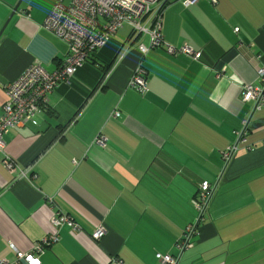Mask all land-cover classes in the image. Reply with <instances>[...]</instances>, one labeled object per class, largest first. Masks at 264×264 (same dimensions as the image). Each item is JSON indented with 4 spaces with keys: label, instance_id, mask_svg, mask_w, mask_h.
<instances>
[{
    "label": "crops",
    "instance_id": "1",
    "mask_svg": "<svg viewBox=\"0 0 264 264\" xmlns=\"http://www.w3.org/2000/svg\"><path fill=\"white\" fill-rule=\"evenodd\" d=\"M18 2L0 0V32ZM53 7L23 0L4 30L0 117L6 86L34 64L54 73L68 52L45 26ZM126 33L55 89L38 126L5 135L8 157L28 173L18 178L0 154V261L32 251L54 235L52 219L66 215L81 231L61 227L41 264H165L158 254L178 264H264V126L256 128L264 104L243 101L246 85L264 86V0L188 8L169 0L163 40L201 52L199 61L165 47L142 56ZM139 66L145 93L129 87ZM244 121L246 141L224 172L222 154ZM205 181H216V192L181 255L175 245L197 221L192 200ZM99 227L106 235L95 242Z\"/></svg>",
    "mask_w": 264,
    "mask_h": 264
},
{
    "label": "built area",
    "instance_id": "2",
    "mask_svg": "<svg viewBox=\"0 0 264 264\" xmlns=\"http://www.w3.org/2000/svg\"><path fill=\"white\" fill-rule=\"evenodd\" d=\"M54 7L45 22L48 30L64 41L68 52L54 73L43 66L34 64L28 67L15 81L6 86L7 101L0 117V154L3 163L10 172L19 177H27L28 171L18 169L6 153L5 135L11 129L27 125L38 126L39 118L49 108V96L60 84L71 83V79L89 59L90 55L101 50L125 26L132 29V36L137 41V49L142 56L160 47H165L169 54H183L196 61L201 60L202 53L190 47L175 49L167 45L162 36V22L165 6L169 0H52ZM201 0H181L188 8ZM215 3V1H214ZM238 32V30H236ZM147 39L148 44L141 39ZM125 56L120 55V60ZM264 84V69L259 73ZM129 87L145 93L147 91L146 72L142 66L134 70ZM243 101H255L259 110L264 104V86L254 87L248 84L243 89ZM120 118V113H114ZM243 129L235 132L236 141L222 154L224 172L231 165L239 151L241 142L246 141L248 121L243 122ZM100 143L104 144L103 139ZM217 182H203L192 200L197 212V221L183 232L175 247L181 255L193 247V236L198 233V226L204 213L209 209L215 195ZM54 235L38 242L29 253H16L15 262L0 261V264H41L40 255L45 247L58 242V232L68 226L73 232H80V226L66 215H58L52 219ZM106 235V230L99 227L93 234L95 242ZM13 250H15L12 247ZM16 251V250H15ZM157 259L165 264H178L179 258L158 254Z\"/></svg>",
    "mask_w": 264,
    "mask_h": 264
},
{
    "label": "water",
    "instance_id": "3",
    "mask_svg": "<svg viewBox=\"0 0 264 264\" xmlns=\"http://www.w3.org/2000/svg\"><path fill=\"white\" fill-rule=\"evenodd\" d=\"M22 2H23V0H19L18 4L14 7V9H13V13H12L11 17L8 19V21L6 22L4 28H3V29L1 30V32H0V39L2 38L3 33H4V30H5V28L7 27L8 23L10 22L11 18H12L16 13L19 12V8H20ZM262 126H264V121H263L261 124L257 125L256 128H260V127H262Z\"/></svg>",
    "mask_w": 264,
    "mask_h": 264
},
{
    "label": "rangeland",
    "instance_id": "4",
    "mask_svg": "<svg viewBox=\"0 0 264 264\" xmlns=\"http://www.w3.org/2000/svg\"><path fill=\"white\" fill-rule=\"evenodd\" d=\"M121 31V33H124V32H127V33H129L130 31H131V28L129 27V26H125L122 30H120ZM119 31V32H120ZM118 32V33H119ZM126 33V34H127ZM126 34H123V35H125L126 36ZM147 39H145V38H143V39H141V41H143V42H145ZM147 42V41H146Z\"/></svg>",
    "mask_w": 264,
    "mask_h": 264
},
{
    "label": "trees",
    "instance_id": "5",
    "mask_svg": "<svg viewBox=\"0 0 264 264\" xmlns=\"http://www.w3.org/2000/svg\"><path fill=\"white\" fill-rule=\"evenodd\" d=\"M91 55H93V54H91ZM91 55H90V57H91ZM90 57H89V58H90Z\"/></svg>",
    "mask_w": 264,
    "mask_h": 264
}]
</instances>
